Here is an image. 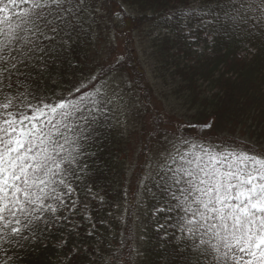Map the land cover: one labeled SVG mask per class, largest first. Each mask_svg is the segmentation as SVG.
I'll use <instances>...</instances> for the list:
<instances>
[{
  "label": "snow or ice",
  "instance_id": "6c2138e0",
  "mask_svg": "<svg viewBox=\"0 0 264 264\" xmlns=\"http://www.w3.org/2000/svg\"><path fill=\"white\" fill-rule=\"evenodd\" d=\"M91 9L87 0H0V252L5 255L30 246L39 239L37 231H46L69 209L72 181L86 172L87 149L105 109L94 95L103 93L53 97L40 91L37 77L71 49L83 30V14ZM178 15L186 38L193 35V18L213 35H264V0H204ZM200 125L208 130L201 140L216 127L207 117ZM181 142L189 151L162 154L155 175L150 166L141 181L157 201V223L160 216L177 220L173 252L181 264H264V152L226 147L224 141ZM158 231L168 239L167 225Z\"/></svg>",
  "mask_w": 264,
  "mask_h": 264
},
{
  "label": "trees",
  "instance_id": "16d2710c",
  "mask_svg": "<svg viewBox=\"0 0 264 264\" xmlns=\"http://www.w3.org/2000/svg\"><path fill=\"white\" fill-rule=\"evenodd\" d=\"M203 2L114 0L116 19L110 15V27L115 34L121 29V35L126 37L120 64L116 60L106 64L96 58L91 18L87 12L83 14V30L78 37H73L71 49L55 63L50 62L43 76L37 77L40 91L53 97H68L70 91L77 97L83 92L95 94L111 76L125 75L150 127L149 134L140 135L138 142L136 190L126 200L124 219L111 218L108 213L121 205L128 194L123 189L122 169L118 167L122 154L119 135L113 117L104 110L99 116L98 135L87 149L91 155L86 172L81 179L72 181L75 191L65 201L68 205L76 201V206L63 210L46 231H37L39 239L33 240L30 246L9 249L6 255L0 252V264L9 257H12L9 264H95L96 249L108 248V241L116 247V264H181L173 252L172 236L179 234L176 218L170 215L165 220L160 216L157 223L159 214L154 215L157 201L140 183L147 171L149 156L161 140L169 138V141L172 136L178 141L183 138L206 146L224 141L226 147L239 145L264 152V35L259 32L241 38L213 35L211 28H198L199 20L193 18L189 22L193 35L186 38L185 21L179 17L178 10L197 8ZM124 7L134 14H128ZM173 13L177 15L168 21L166 18ZM144 27L159 31L151 45L154 71L166 84L169 90L166 95L180 105L179 112L171 114L166 110L146 78L132 38ZM113 65H116L114 70ZM77 86L82 89L81 93L75 92ZM94 98L102 101L100 96L94 95ZM205 117L214 120L216 127L201 140L208 131L200 125ZM147 186L159 194L151 180ZM84 207L87 215L83 213ZM135 213L141 218L137 228L134 227ZM111 225H114L113 231L109 228ZM160 225H167V240L161 239L164 234L158 231Z\"/></svg>",
  "mask_w": 264,
  "mask_h": 264
},
{
  "label": "rangeland",
  "instance_id": "374dc122",
  "mask_svg": "<svg viewBox=\"0 0 264 264\" xmlns=\"http://www.w3.org/2000/svg\"><path fill=\"white\" fill-rule=\"evenodd\" d=\"M88 4L92 5V9L86 11L90 15V26L93 28L94 35L92 40L94 42L96 51L95 56L102 63H112L117 60L118 57H122L125 53L124 41L126 40L120 33L121 29H118V34H115L114 28L110 27V15H116L114 10V0H87ZM128 14L133 15L134 12L131 9L124 7ZM114 22H117L116 20ZM163 33V31H161ZM159 31L155 28L150 31L149 27L135 32L132 36L134 41V47L137 50L143 66L146 72V78L149 84L153 87L159 99L163 101V105L166 106L168 112L176 113L181 111V107L178 103L172 102L166 94L169 93L166 84L163 83V79L159 73L155 70V58L151 54V45L154 39L158 36ZM125 76V75H124ZM123 75H113L108 78L99 88L102 95V101L105 105V111L110 112V115L114 120V127L116 133L119 135L121 160L119 161V169H122L121 180L124 181L126 190V199L121 202V205L115 206L114 210L109 212L108 215L116 220H123L126 211V200L129 197V193L133 194L136 190L134 170L137 163V147L140 141V135H148L150 132L149 124H147V117L140 111L141 106L137 105V99L133 91L131 90L130 84L127 82V78ZM83 81H81V84ZM172 111V112H171ZM171 139L161 140L162 143L155 149V151L149 156L146 174L150 171L156 170L154 165L161 159L162 154L166 152H172L176 155L177 151L183 153L189 151L188 145H185L176 139V137H170ZM175 146V147H174ZM206 146V145H205ZM176 156V160L178 159ZM142 180V181H143ZM141 183V182H140ZM139 183V185H140ZM138 185V187H139ZM137 187V188H138ZM69 209L71 205L69 204ZM68 209V210H69ZM83 213L87 215V207H84ZM141 221L135 213L134 227L137 228ZM113 231L114 225L109 226ZM113 236V233H110ZM100 245V244H99ZM108 248L96 249V255L94 256L95 264H116L117 250L112 241H108Z\"/></svg>",
  "mask_w": 264,
  "mask_h": 264
},
{
  "label": "bare ground",
  "instance_id": "6f19581e",
  "mask_svg": "<svg viewBox=\"0 0 264 264\" xmlns=\"http://www.w3.org/2000/svg\"><path fill=\"white\" fill-rule=\"evenodd\" d=\"M117 4H119V3H117Z\"/></svg>",
  "mask_w": 264,
  "mask_h": 264
}]
</instances>
